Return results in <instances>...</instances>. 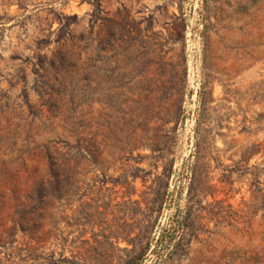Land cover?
I'll list each match as a JSON object with an SVG mask.
<instances>
[{"label": "rangeland", "instance_id": "374dc122", "mask_svg": "<svg viewBox=\"0 0 264 264\" xmlns=\"http://www.w3.org/2000/svg\"><path fill=\"white\" fill-rule=\"evenodd\" d=\"M264 264V0H0V264Z\"/></svg>", "mask_w": 264, "mask_h": 264}, {"label": "trees", "instance_id": "16d2710c", "mask_svg": "<svg viewBox=\"0 0 264 264\" xmlns=\"http://www.w3.org/2000/svg\"><path fill=\"white\" fill-rule=\"evenodd\" d=\"M140 259H141V256L134 258V259H130L126 262V264H137Z\"/></svg>", "mask_w": 264, "mask_h": 264}]
</instances>
